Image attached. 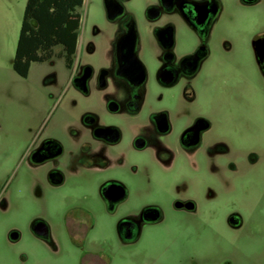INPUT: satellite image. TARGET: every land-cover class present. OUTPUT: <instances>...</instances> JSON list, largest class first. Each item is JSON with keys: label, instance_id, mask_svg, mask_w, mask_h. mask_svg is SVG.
<instances>
[{"label": "flooded vegetation", "instance_id": "flooded-vegetation-1", "mask_svg": "<svg viewBox=\"0 0 264 264\" xmlns=\"http://www.w3.org/2000/svg\"><path fill=\"white\" fill-rule=\"evenodd\" d=\"M137 1L102 0L103 24L86 44V56L102 52L101 59L66 68L73 97L19 124L7 174L18 182L10 189L0 181V222L38 205L32 237L57 253L65 235L78 264H112L170 213L211 229L222 211L226 227L240 233L243 202L254 199L243 187L264 185L255 91L238 87V67L226 64L246 41L264 79V0H143L141 11ZM55 83L54 74L45 82ZM56 198L66 209L60 218ZM262 198L254 211L264 217ZM104 226L115 255L96 239ZM21 238L15 227L6 234L8 245ZM200 261L188 255V264ZM206 261L242 264L231 252Z\"/></svg>", "mask_w": 264, "mask_h": 264}, {"label": "rangeland", "instance_id": "rangeland-1", "mask_svg": "<svg viewBox=\"0 0 264 264\" xmlns=\"http://www.w3.org/2000/svg\"><path fill=\"white\" fill-rule=\"evenodd\" d=\"M26 3L27 0H0V181L3 180V183L7 181L10 189H13L18 182V178L14 179L9 175L12 172V150L17 143L16 134L19 124L23 120L26 121L33 111L61 109L64 100L72 98L75 93L69 85L71 72L60 59L45 64H33L27 81L20 79L14 73L13 62ZM142 6L143 0L137 1L138 11H141ZM80 12L83 20L74 59L75 66L82 60L99 61L102 53L99 52L96 58L86 56V44L92 39L95 24H103L104 21L102 0H85ZM226 64L230 67H238L236 68L239 72L238 87H244L246 84L253 86L250 89L255 91L253 97L256 98L259 109L254 120L258 129L253 140L257 141L254 143L259 146H264V79L257 69V64L254 63L249 43L238 40L235 51ZM51 74L56 75L57 83L48 86L45 82ZM229 74L231 75V72ZM247 107L246 103L241 106L243 109ZM246 117L242 116L241 125L243 129L247 127L250 129L251 121L249 123L243 121ZM245 188L254 194V199L252 201L245 199L243 202V213L248 223L242 232L234 233L226 227L225 213L222 211L213 214L211 229L203 228L199 224H189L188 219L183 216L170 213L166 224L147 231L145 240L131 248L126 255L116 254L112 264H177V259H181L180 264H188V255L192 252L201 259L199 264H210L206 260L212 261L220 252H231L242 259V264H264V217L258 216L254 211V205L263 199L262 179L245 185L243 189ZM51 202L57 218L62 217L66 210L63 201L56 198ZM35 207L31 209L25 207L18 213H11L9 220L0 222V264H14V262L15 264L17 262L78 264V252L65 235L59 233L61 248L57 253L40 246L32 237L29 220L32 212L36 213L38 210ZM14 227L22 233V238L12 246L8 245L6 234ZM96 237V239L104 238L105 252L113 253L111 227L98 228Z\"/></svg>", "mask_w": 264, "mask_h": 264}, {"label": "trees", "instance_id": "trees-1", "mask_svg": "<svg viewBox=\"0 0 264 264\" xmlns=\"http://www.w3.org/2000/svg\"><path fill=\"white\" fill-rule=\"evenodd\" d=\"M85 0H27L13 62L27 77L33 64L63 60L67 69L77 54Z\"/></svg>", "mask_w": 264, "mask_h": 264}]
</instances>
